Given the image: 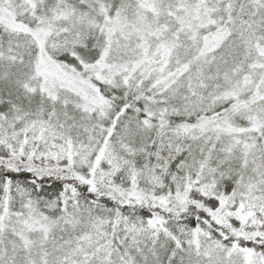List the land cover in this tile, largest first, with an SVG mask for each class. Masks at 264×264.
I'll use <instances>...</instances> for the list:
<instances>
[{"label":"snow or ice","instance_id":"6c2138e0","mask_svg":"<svg viewBox=\"0 0 264 264\" xmlns=\"http://www.w3.org/2000/svg\"><path fill=\"white\" fill-rule=\"evenodd\" d=\"M0 264H264V0H0Z\"/></svg>","mask_w":264,"mask_h":264}]
</instances>
